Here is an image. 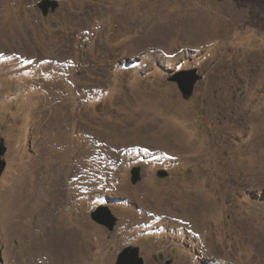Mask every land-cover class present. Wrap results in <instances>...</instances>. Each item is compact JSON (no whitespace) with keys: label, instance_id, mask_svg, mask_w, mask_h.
Listing matches in <instances>:
<instances>
[{"label":"rangeland","instance_id":"374dc122","mask_svg":"<svg viewBox=\"0 0 264 264\" xmlns=\"http://www.w3.org/2000/svg\"><path fill=\"white\" fill-rule=\"evenodd\" d=\"M38 1L0 0V264H116L130 245L145 264H253L264 0H58L47 16ZM193 68L184 99L169 77ZM195 202L234 262L204 253Z\"/></svg>","mask_w":264,"mask_h":264},{"label":"water","instance_id":"95a60500","mask_svg":"<svg viewBox=\"0 0 264 264\" xmlns=\"http://www.w3.org/2000/svg\"><path fill=\"white\" fill-rule=\"evenodd\" d=\"M58 0H39L37 7L41 10L44 16H47L50 12L55 11L58 7ZM203 76L198 72L197 68L184 69L171 74L170 81L177 83L184 99H189L194 94L196 84ZM6 151V146L0 143V177L5 170L6 161L3 159V155ZM169 173L165 169L158 171V175L161 177L167 176ZM141 180V167L134 166L131 169V182L133 184ZM91 218L96 222L105 225L110 230H113L117 224L118 218L107 208L99 207L91 212ZM144 258L140 255L139 246H127L118 255L116 264H145ZM171 260L167 261V264H171Z\"/></svg>","mask_w":264,"mask_h":264},{"label":"bare ground","instance_id":"6f19581e","mask_svg":"<svg viewBox=\"0 0 264 264\" xmlns=\"http://www.w3.org/2000/svg\"><path fill=\"white\" fill-rule=\"evenodd\" d=\"M167 136L166 135H163V139L168 138ZM258 177L264 178V172H261ZM168 202H170V200ZM162 203L163 204H166V202H162ZM160 204H161V202H159L158 199L157 200H154V198H152L151 200L149 199L148 206H149V208H152L151 211H152V213L154 215H157L159 212L163 211V210H160V208H161V205ZM190 204H192V202H190ZM190 206H191L190 207L191 208L190 210H192V209L194 210L196 208L199 209V212H197L196 215L191 211L192 212L191 215L192 216L193 215L195 216L193 219L191 218V221H190L193 230H196L195 232L201 233V234L202 233H205V232H208V235L206 236L205 241H203L204 253H206V254H208L210 256L212 255V256L218 257V258L225 257V259L234 262V260H233L234 259V255L232 253H229L228 251H226V248L225 247H222L221 246L222 243L219 242L220 240L218 241L216 239L217 237L215 238V236H213L210 233V230H208L209 228L207 227L208 226L207 223H205V221L201 217V214H203V213H204V217L207 216V214L211 210H213V208L211 209V207L207 203H201L199 205L196 202L193 203V205H190ZM180 213H182V210H181ZM179 216H180V214H179ZM186 221H188V220H186ZM192 221H193V223H192ZM259 238L260 237L249 236L245 232H243L242 235H241V243L245 247H248L250 249H253V251L255 252V254L258 256L257 260L253 264H264V241H262ZM246 252H247V250H246Z\"/></svg>","mask_w":264,"mask_h":264},{"label":"flooded vegetation","instance_id":"af4514ba","mask_svg":"<svg viewBox=\"0 0 264 264\" xmlns=\"http://www.w3.org/2000/svg\"><path fill=\"white\" fill-rule=\"evenodd\" d=\"M159 258L162 260L163 259V254H160Z\"/></svg>","mask_w":264,"mask_h":264}]
</instances>
